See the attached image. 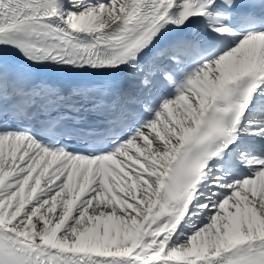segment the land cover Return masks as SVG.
<instances>
[{
    "label": "snow or ice",
    "instance_id": "snow-or-ice-1",
    "mask_svg": "<svg viewBox=\"0 0 264 264\" xmlns=\"http://www.w3.org/2000/svg\"><path fill=\"white\" fill-rule=\"evenodd\" d=\"M258 146L264 0H0V264H264Z\"/></svg>",
    "mask_w": 264,
    "mask_h": 264
}]
</instances>
